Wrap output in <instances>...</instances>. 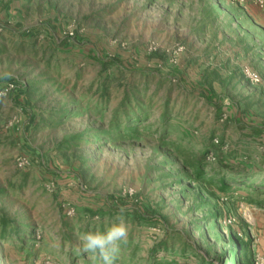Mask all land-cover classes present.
Wrapping results in <instances>:
<instances>
[{
    "label": "rangeland",
    "instance_id": "obj_1",
    "mask_svg": "<svg viewBox=\"0 0 264 264\" xmlns=\"http://www.w3.org/2000/svg\"><path fill=\"white\" fill-rule=\"evenodd\" d=\"M260 71V0H0V264H93L80 235L121 216L115 264L251 260Z\"/></svg>",
    "mask_w": 264,
    "mask_h": 264
},
{
    "label": "clouds",
    "instance_id": "obj_2",
    "mask_svg": "<svg viewBox=\"0 0 264 264\" xmlns=\"http://www.w3.org/2000/svg\"><path fill=\"white\" fill-rule=\"evenodd\" d=\"M7 89L0 92V98L6 96ZM123 212V208H121ZM118 222L113 223L105 231H88L79 237L80 251L85 254L93 264H115L121 253V243L126 242L128 228L123 217H117Z\"/></svg>",
    "mask_w": 264,
    "mask_h": 264
},
{
    "label": "trees",
    "instance_id": "obj_3",
    "mask_svg": "<svg viewBox=\"0 0 264 264\" xmlns=\"http://www.w3.org/2000/svg\"><path fill=\"white\" fill-rule=\"evenodd\" d=\"M138 210L137 207H133L134 213ZM137 213V212H136ZM135 213V214H136ZM137 217V215H136ZM102 228V227H101ZM89 231H96L95 228L89 230ZM88 232V231H87ZM231 254L238 260V261H245V264H252V257L251 260L249 259V256L252 253L250 242H238L235 245H233L231 248H229ZM197 256L200 258L199 264H214L213 259H206L205 257L200 256L196 251H194ZM222 256H216L214 260L220 261Z\"/></svg>",
    "mask_w": 264,
    "mask_h": 264
},
{
    "label": "built area",
    "instance_id": "obj_4",
    "mask_svg": "<svg viewBox=\"0 0 264 264\" xmlns=\"http://www.w3.org/2000/svg\"><path fill=\"white\" fill-rule=\"evenodd\" d=\"M260 6L264 8V0H260ZM248 77L255 81L258 80V75L256 73L248 74ZM5 89H7V92H10L12 90H15V87L13 84L7 83ZM36 164H38V160L29 156H23L16 159V167H18L19 169H27ZM252 264H264V255H261L258 252H253Z\"/></svg>",
    "mask_w": 264,
    "mask_h": 264
},
{
    "label": "crops",
    "instance_id": "obj_5",
    "mask_svg": "<svg viewBox=\"0 0 264 264\" xmlns=\"http://www.w3.org/2000/svg\"><path fill=\"white\" fill-rule=\"evenodd\" d=\"M261 73H264L262 71H260ZM261 84H259L258 86H254L253 87V91H252V96H255L256 98L261 97L260 101L258 103H260L261 106L258 107V103L256 104H251L247 105V108L250 110V113L253 114V112L255 111L256 114H262L264 113V82H260ZM20 95L19 90L16 91L15 95ZM254 97V98H255ZM34 159H36L34 156H32ZM34 166V165H33ZM25 170V169H22ZM258 253H260L261 255H264V250L262 251H258Z\"/></svg>",
    "mask_w": 264,
    "mask_h": 264
}]
</instances>
